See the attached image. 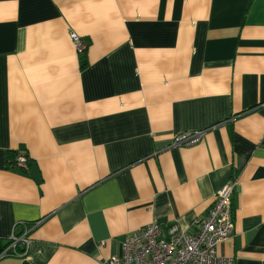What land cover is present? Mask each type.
I'll list each match as a JSON object with an SVG mask.
<instances>
[{"label":"crops","instance_id":"crops-1","mask_svg":"<svg viewBox=\"0 0 264 264\" xmlns=\"http://www.w3.org/2000/svg\"><path fill=\"white\" fill-rule=\"evenodd\" d=\"M231 180L217 254L264 264V0H0V264H107Z\"/></svg>","mask_w":264,"mask_h":264},{"label":"built area","instance_id":"built-area-1","mask_svg":"<svg viewBox=\"0 0 264 264\" xmlns=\"http://www.w3.org/2000/svg\"><path fill=\"white\" fill-rule=\"evenodd\" d=\"M70 39L81 55L88 44L71 32ZM204 132L184 133L176 136L174 147L193 146L203 140ZM29 159L24 154L16 156L15 165L20 169L28 167ZM238 187L237 180H231L215 195L207 215L196 222L195 230L187 233L175 225L169 230V238L162 235L157 222L128 236L120 257L111 258L107 264H234V259L217 254V246L233 237L235 215L233 196ZM28 246L26 234L13 235L2 257L17 255L16 246Z\"/></svg>","mask_w":264,"mask_h":264},{"label":"trees","instance_id":"trees-1","mask_svg":"<svg viewBox=\"0 0 264 264\" xmlns=\"http://www.w3.org/2000/svg\"><path fill=\"white\" fill-rule=\"evenodd\" d=\"M85 67H86V63L83 61V62H82V66H81V68L84 69ZM28 164H29V163H28ZM22 170H27V168L22 169ZM17 236H20V234L17 235ZM19 246H20V245L18 244V245L16 246V249H18ZM17 251H18V250H17Z\"/></svg>","mask_w":264,"mask_h":264}]
</instances>
